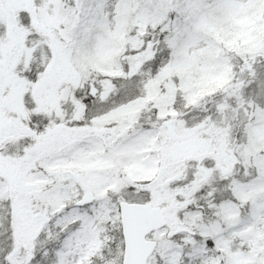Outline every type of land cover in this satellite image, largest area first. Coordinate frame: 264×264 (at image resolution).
I'll return each mask as SVG.
<instances>
[{
	"label": "snow or ice",
	"instance_id": "snow-or-ice-1",
	"mask_svg": "<svg viewBox=\"0 0 264 264\" xmlns=\"http://www.w3.org/2000/svg\"><path fill=\"white\" fill-rule=\"evenodd\" d=\"M0 264H264V0H0Z\"/></svg>",
	"mask_w": 264,
	"mask_h": 264
}]
</instances>
